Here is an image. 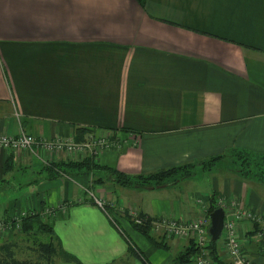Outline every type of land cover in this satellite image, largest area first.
Here are the masks:
<instances>
[{
	"label": "crops",
	"instance_id": "1",
	"mask_svg": "<svg viewBox=\"0 0 264 264\" xmlns=\"http://www.w3.org/2000/svg\"><path fill=\"white\" fill-rule=\"evenodd\" d=\"M79 131L114 144L0 149V248L12 244L19 260L52 240L78 260L53 264H178L192 240H166L151 223L211 219L214 195L225 221L245 210L264 219V184L223 168L235 151L264 155V0H0V135L77 144ZM88 157L131 176L197 167L158 188L58 170ZM201 175L213 177L211 188L194 192ZM134 210L168 250L135 229ZM31 214L53 235L24 234L19 223ZM238 227L246 256L264 264L261 227ZM224 242L217 250L228 264Z\"/></svg>",
	"mask_w": 264,
	"mask_h": 264
},
{
	"label": "trees",
	"instance_id": "2",
	"mask_svg": "<svg viewBox=\"0 0 264 264\" xmlns=\"http://www.w3.org/2000/svg\"><path fill=\"white\" fill-rule=\"evenodd\" d=\"M142 7H145L148 0H136ZM84 133L79 131L77 133V136H83ZM235 157L237 156V159L241 162L244 160L241 155H248L252 153H248L245 151H235ZM254 155V154H252ZM225 156H218L215 158H212L210 161H208V165L214 166V164L221 159H223ZM264 160V155H262ZM245 161V160H244ZM243 163V162H242ZM205 165V164H204ZM59 172H70L67 169H72V173L76 174H91L95 171H102L105 172L110 179L122 186L127 188L132 187H138V188H158L162 187L170 182H177L178 181V175L183 173V177H180V181L183 179H187L193 175L191 172H186L184 169L186 168H194V165L186 164L179 167H173L167 170L158 171L152 174H142L138 176H131L116 170H112L109 168L101 167L93 162V159L91 157L86 158L85 160L81 162H68L63 163L57 166ZM63 169V171L61 170ZM55 169V168H54ZM57 169V168H56ZM243 179H248L246 176H241ZM103 181L101 179L98 180V183H102ZM211 213L218 208L217 206V199L216 195L211 197ZM21 230L26 235H37L35 233V230H38V233H48L50 235H53V230L48 226L47 223H45L39 215L34 216H27L22 221ZM134 227L137 231H139L143 236H145L151 243L154 244L155 247L168 250V247L163 244L162 242L157 241L151 234H150V223L149 221H145L143 226H139L134 224ZM13 245L12 244H5L0 248V264H53L56 257H60L64 261L68 263H78V260L68 254L62 246L59 244H55L52 240L48 243H42L39 242L37 245V249L34 250L35 257L32 259H26V260H19L16 258L15 253L13 251ZM209 249L212 251V257L214 262L218 264H225L220 260V256L217 250V242H211V245L209 246ZM199 252L198 247L196 244L191 241L189 248H187L179 257H178V264H188L192 261V258L197 255Z\"/></svg>",
	"mask_w": 264,
	"mask_h": 264
},
{
	"label": "built area",
	"instance_id": "3",
	"mask_svg": "<svg viewBox=\"0 0 264 264\" xmlns=\"http://www.w3.org/2000/svg\"><path fill=\"white\" fill-rule=\"evenodd\" d=\"M107 138V137H105ZM114 142L107 139H99L93 143L83 145L75 144L74 142L65 141L63 139H55L53 141H36V139L28 134H22L19 137H9L0 135V149L6 151L20 152L33 151L35 146H40L45 151L54 152L56 154L67 153L73 154L78 149L93 150L94 148L108 149ZM88 192V191H87ZM94 200V204L107 213L106 203L103 200L97 199L94 194L89 193ZM225 203L220 202V207L224 209ZM133 222L136 225L143 226L145 220L139 216L135 210L131 212ZM246 221L257 223L261 227V235H264V219L258 214H253L249 211L234 213L230 218L226 219L222 236L225 239L224 249L228 256V264H252L244 251V242L239 236L238 226ZM211 219L208 215L192 219L188 222L173 221L170 218H162L151 223V230L161 235L164 239L175 238L178 240L191 239L199 248V254L196 256V264H211V256L208 247L212 239L209 234Z\"/></svg>",
	"mask_w": 264,
	"mask_h": 264
},
{
	"label": "rangeland",
	"instance_id": "4",
	"mask_svg": "<svg viewBox=\"0 0 264 264\" xmlns=\"http://www.w3.org/2000/svg\"><path fill=\"white\" fill-rule=\"evenodd\" d=\"M99 139L100 140L101 139L109 140V137L105 138V136H103V135H95V134H87L86 135V134H84L83 136H77L76 142L79 145H83V144H87V143H93V141L99 140ZM92 151L95 153V151H97V148H94ZM240 157H242L245 160V161L244 160L242 161L243 163L240 160H238L237 156L235 157V154H234V156L231 158L230 161H226V164L223 162V165H224L223 168L229 169L233 172H236L240 176L244 175V176L248 177V179H251L253 181H259V182H262L264 184V160H263V157L261 155H252V154L241 155ZM196 167L197 166H194V168H192V169L186 168L184 170L186 172L188 171V172L193 173L194 171H196ZM205 167L209 168L210 165L206 164ZM63 169L61 168L62 171H63ZM67 170L71 171V173H72V169H67ZM199 171H201V170H199ZM199 171H197V174H199ZM68 174H70V172H66V175H68ZM180 177H183V173L178 175V178H179L178 181L181 179ZM195 178L196 179L193 182L194 183L193 189L195 190L194 192H196V191L202 192L204 190L207 191L211 188V183H212L213 177H210L208 175H207V177H205V175H201L200 177H195ZM34 215L35 214H31V216H34ZM48 215L49 214H46L45 217H47ZM7 223L9 225V227H15V228L17 227V224H18V222L15 220H12L11 222L9 221ZM21 225H22V222L19 223L20 228H21ZM46 239H48L47 236H45V240ZM32 240H34V239L32 238ZM208 249H209V247H208ZM209 253L211 256V264H218V263L214 262L213 257H212V251L210 249H209ZM198 254H199V252H198ZM197 255H195L192 258V261H194V262L196 261L195 258ZM34 257H35V254L33 255V258Z\"/></svg>",
	"mask_w": 264,
	"mask_h": 264
},
{
	"label": "water",
	"instance_id": "5",
	"mask_svg": "<svg viewBox=\"0 0 264 264\" xmlns=\"http://www.w3.org/2000/svg\"><path fill=\"white\" fill-rule=\"evenodd\" d=\"M225 225V212L222 208H217L211 213V226L209 234L212 242L216 243L222 237Z\"/></svg>",
	"mask_w": 264,
	"mask_h": 264
}]
</instances>
